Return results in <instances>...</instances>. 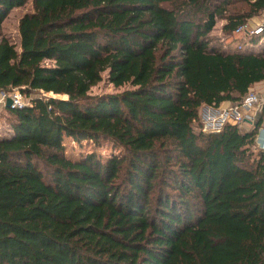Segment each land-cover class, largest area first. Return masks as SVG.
<instances>
[{
	"label": "trees",
	"instance_id": "trees-1",
	"mask_svg": "<svg viewBox=\"0 0 264 264\" xmlns=\"http://www.w3.org/2000/svg\"><path fill=\"white\" fill-rule=\"evenodd\" d=\"M29 3L17 45L3 23ZM263 14L264 0H0V92L29 102L4 106L0 264H264V106L250 130L204 132L200 115L264 83V50L209 39ZM106 72L131 89L91 95ZM65 137L121 153L73 161Z\"/></svg>",
	"mask_w": 264,
	"mask_h": 264
},
{
	"label": "rangeland",
	"instance_id": "rangeland-1",
	"mask_svg": "<svg viewBox=\"0 0 264 264\" xmlns=\"http://www.w3.org/2000/svg\"><path fill=\"white\" fill-rule=\"evenodd\" d=\"M29 11H31L30 3L24 7L16 8L9 14V16L5 19L3 23L4 33L8 37H10L14 41V43H16L17 45H19V34H18L19 20L25 13H28ZM263 15L255 17V19L254 18L253 19L256 21L260 20L263 17ZM224 24H225V21L218 20L215 28L210 33L209 39L211 41L212 46H215L222 51H239L243 53H253L254 50H256V49H253L251 52H249L248 47H246L244 50H239V47H237V44L245 43L246 39H244L243 37H237L234 34L233 35L225 34L222 31V27ZM261 49L262 48L260 46L259 49L257 50L260 51ZM128 89H131L130 85H126L120 88H116L115 86H113V84L109 82L108 73L106 72L103 74V80L98 85L94 86L90 92H91V95H101V94H107V93H117V92L128 90ZM250 91L256 92L260 96L261 101H262V105L260 108V111H261L262 107L264 106V83H259L255 85L254 87H252ZM36 96L33 95V97H36ZM228 105L232 106V104H228ZM205 107L201 109V114H200L201 120L203 122V131L210 132L212 131L213 126L210 125L207 121L211 120L215 122L218 120L217 122H220L221 113L213 116L212 114L215 113L216 109L213 108L214 111H212L206 107L208 109L207 110ZM228 108H223L222 110L219 108L217 110L223 113V111L227 110ZM4 114H6L4 107L0 106V136L3 133H6L8 129H10L9 125L6 124L5 119L3 117ZM240 127L243 130H250V127L244 123L241 124ZM64 145L66 147L67 158L73 161L82 160L89 154H96L97 157L101 159L102 161H107L112 156L119 155L121 153L120 148L115 147L111 142H108V141H100L98 143H95L90 140H83L81 142H77V141H74L70 137H65Z\"/></svg>",
	"mask_w": 264,
	"mask_h": 264
},
{
	"label": "built area",
	"instance_id": "built-area-1",
	"mask_svg": "<svg viewBox=\"0 0 264 264\" xmlns=\"http://www.w3.org/2000/svg\"><path fill=\"white\" fill-rule=\"evenodd\" d=\"M254 19L248 20L234 32L235 36L246 39L245 43L237 44L239 50H244L246 47L253 46L251 42H248L252 37L261 36L262 39L264 38V17L257 21ZM8 99H11V108L14 109H23L29 103L28 99L23 96L19 89H14L7 93L0 92V106H6ZM261 105L262 101L260 96L256 92L250 91L240 104L229 107L227 110H224L223 113L220 112V122H217L218 120L215 122L209 120L207 122L213 126L212 132H219L226 123L253 125L256 122ZM257 143L259 147L264 150V122L257 138Z\"/></svg>",
	"mask_w": 264,
	"mask_h": 264
},
{
	"label": "crops",
	"instance_id": "crops-1",
	"mask_svg": "<svg viewBox=\"0 0 264 264\" xmlns=\"http://www.w3.org/2000/svg\"><path fill=\"white\" fill-rule=\"evenodd\" d=\"M263 17H264V15H263ZM262 45H263V46H262ZM260 46H261L262 49H261L260 51H258L257 49H259ZM253 49H256V50H254L253 53H260V52H263V50H264V38L261 39L257 44H253V46L248 47L249 52H251ZM206 107L209 108L210 110L214 111L213 108L208 107V106H206ZM206 107H205V108H206ZM228 107H231V106L228 105V104H225V105L221 106L220 109L222 110L223 108H228ZM205 108H204V109H205ZM207 108H206V109H207ZM214 109H216V108H214ZM217 109H219V108H217ZM217 109L215 110V113L212 114L213 116L216 115V114H219V113H220ZM207 110H208V109H207ZM261 111H262V109H261ZM261 111H259L256 120L259 119L260 114H261ZM205 112H206V111H205ZM208 112H210V111H208ZM249 127H250V126H249ZM9 132H10V129H8V130L6 131V133H3L2 136H3V135L6 136Z\"/></svg>",
	"mask_w": 264,
	"mask_h": 264
},
{
	"label": "water",
	"instance_id": "water-1",
	"mask_svg": "<svg viewBox=\"0 0 264 264\" xmlns=\"http://www.w3.org/2000/svg\"><path fill=\"white\" fill-rule=\"evenodd\" d=\"M11 105H12V101H11V99H8L7 103H6V107L11 108L12 107Z\"/></svg>",
	"mask_w": 264,
	"mask_h": 264
}]
</instances>
